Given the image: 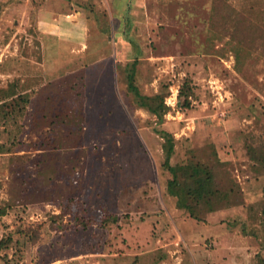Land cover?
Wrapping results in <instances>:
<instances>
[{
  "label": "rangeland",
  "instance_id": "1",
  "mask_svg": "<svg viewBox=\"0 0 264 264\" xmlns=\"http://www.w3.org/2000/svg\"><path fill=\"white\" fill-rule=\"evenodd\" d=\"M256 14L246 0H0V88L17 82L30 101L0 109L11 111L0 116V264H259L264 167L248 152L264 148ZM134 60L141 93L165 96L160 122L128 91ZM185 80L189 107L178 100ZM73 82L85 149L70 154L65 181L60 168L37 172L49 127L30 122ZM160 131L174 136L173 164L214 151L239 203L199 219L180 209Z\"/></svg>",
  "mask_w": 264,
  "mask_h": 264
},
{
  "label": "trees",
  "instance_id": "2",
  "mask_svg": "<svg viewBox=\"0 0 264 264\" xmlns=\"http://www.w3.org/2000/svg\"><path fill=\"white\" fill-rule=\"evenodd\" d=\"M246 9L251 13H257L256 15H264V0H246ZM249 24H256V21ZM262 32L264 33V30ZM136 71L137 60H134L126 66L128 91L133 96V102L139 108H144L154 114L160 122L169 110L165 103V96L164 94L153 96L142 94L136 84ZM80 79H83L82 76ZM48 86L49 84H46L42 89H46ZM76 86L77 83L75 82L69 85L65 84L62 87L60 85L59 92L56 95H47L48 97L43 100L46 106L47 104L50 106L40 117L30 122L32 128L37 131H39L42 124L49 127L47 135L39 139L38 150H41L39 153L41 160L36 162L40 165L37 167L39 168L37 172H41L44 168H49L54 172V169L60 168L59 170L66 176L63 175L65 181L74 180L75 177L76 163L70 154H77V152L85 149L82 120L73 104L77 100L71 97L76 90ZM18 87L17 82H11L7 87L0 88V109L13 108L15 113L23 112L24 106L30 102L29 93L25 91L18 92ZM191 98V85L188 80H185L179 88V104L183 107H189L192 101ZM10 114L11 111L6 112L3 110L0 116L10 117ZM160 132L164 138V166L171 174V178L167 183V190L171 196L177 199V206L180 209H184L192 217L199 219L204 212H213L222 207L239 203L241 193L238 185L227 169L220 168L221 163L214 151L199 156L191 152V158L187 162L173 164L171 159L175 153L174 136L166 131ZM17 143L21 144L20 141ZM248 152L260 167H264L263 147L257 149L248 145ZM69 161L70 163H68ZM6 212V210L0 211V214L4 215ZM77 218L76 215V220ZM114 220H116V217ZM81 223L87 226L85 222ZM259 264H264V259H261Z\"/></svg>",
  "mask_w": 264,
  "mask_h": 264
}]
</instances>
